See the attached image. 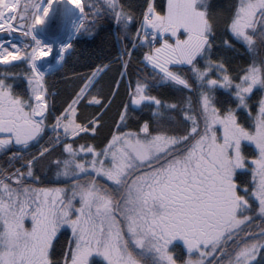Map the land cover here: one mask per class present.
Wrapping results in <instances>:
<instances>
[{"label":"snow or ice","instance_id":"obj_1","mask_svg":"<svg viewBox=\"0 0 264 264\" xmlns=\"http://www.w3.org/2000/svg\"><path fill=\"white\" fill-rule=\"evenodd\" d=\"M0 264H264V0H0Z\"/></svg>","mask_w":264,"mask_h":264},{"label":"trees","instance_id":"obj_2","mask_svg":"<svg viewBox=\"0 0 264 264\" xmlns=\"http://www.w3.org/2000/svg\"><path fill=\"white\" fill-rule=\"evenodd\" d=\"M102 38L103 33L95 39L89 38L88 36H78L73 39L72 43L76 49V55L72 57L64 69H60L57 74L49 77L50 81L55 83L56 88L61 90L62 96L66 87L69 90L71 88L70 84L66 85L63 82L65 75L70 76L72 73H88L96 64L101 62L103 55L101 54L100 59H97V54L100 52L99 46ZM108 50L111 51L110 48ZM112 54L114 55L115 53L113 52ZM104 62L107 61L105 60ZM113 74V72H109L101 83L106 84L112 78Z\"/></svg>","mask_w":264,"mask_h":264},{"label":"water","instance_id":"obj_3","mask_svg":"<svg viewBox=\"0 0 264 264\" xmlns=\"http://www.w3.org/2000/svg\"><path fill=\"white\" fill-rule=\"evenodd\" d=\"M62 39L66 40V39H67L66 35H65V36H63V37H62ZM53 62H54V61H53Z\"/></svg>","mask_w":264,"mask_h":264},{"label":"bare ground","instance_id":"obj_4","mask_svg":"<svg viewBox=\"0 0 264 264\" xmlns=\"http://www.w3.org/2000/svg\"><path fill=\"white\" fill-rule=\"evenodd\" d=\"M48 60H52L53 59V57H49V58H47Z\"/></svg>","mask_w":264,"mask_h":264},{"label":"rangeland","instance_id":"obj_5","mask_svg":"<svg viewBox=\"0 0 264 264\" xmlns=\"http://www.w3.org/2000/svg\"><path fill=\"white\" fill-rule=\"evenodd\" d=\"M58 67V66H57Z\"/></svg>","mask_w":264,"mask_h":264}]
</instances>
